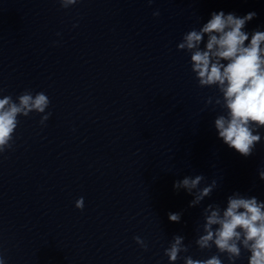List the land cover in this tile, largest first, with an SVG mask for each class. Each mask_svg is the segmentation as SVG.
I'll return each mask as SVG.
<instances>
[{"label":"clouds","instance_id":"obj_1","mask_svg":"<svg viewBox=\"0 0 264 264\" xmlns=\"http://www.w3.org/2000/svg\"><path fill=\"white\" fill-rule=\"evenodd\" d=\"M151 5L153 0H147ZM62 8L67 9L78 0H59ZM159 11L153 16H159ZM257 17L256 12L238 16L223 10L212 12L211 18L199 30L192 29L183 35L177 49L190 53L191 71L195 74L201 88H216L220 95L208 97L206 105L219 106L223 111L214 120L218 138L230 149L244 158L250 157L258 143H261L260 130L264 129V31L259 27L251 33L245 31L248 22ZM207 37L206 44H201ZM226 62V63H225ZM4 90L0 89V93ZM50 99L44 92L33 94L25 90L16 100L11 95L0 98V154L13 148L14 134L20 121L18 117H28L30 113H45ZM51 113L41 116L40 124L49 119ZM259 178L264 181V168L259 170ZM205 181L202 174L194 178L185 176L173 184L175 190L186 189L194 199L189 207H195L210 197L217 187L214 179L199 188ZM199 189L196 192L193 190ZM77 209L83 210L84 198L75 202ZM171 222L178 223L181 213H169ZM203 232L195 240L200 250H209L213 246L218 254L207 259H193L181 253L189 248L184 237L176 235L170 246L164 250L169 264L183 259L184 264H223L221 254L229 264H235L242 252L249 253L248 264H264V201L255 196L242 195L239 191L227 197V206L208 204L204 209ZM134 240L147 250L146 243L140 237ZM0 264L5 259L0 253Z\"/></svg>","mask_w":264,"mask_h":264}]
</instances>
